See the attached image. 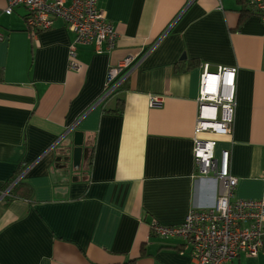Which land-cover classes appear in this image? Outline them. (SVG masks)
I'll use <instances>...</instances> for the list:
<instances>
[{
    "label": "crops",
    "instance_id": "crops-1",
    "mask_svg": "<svg viewBox=\"0 0 264 264\" xmlns=\"http://www.w3.org/2000/svg\"><path fill=\"white\" fill-rule=\"evenodd\" d=\"M98 4L116 44L97 52L77 43L71 69L74 35L60 20L32 37L24 9L6 14L0 0V264H195L182 237L153 234L151 223L181 224L217 194L192 158L202 63L237 67L233 134L215 156L230 149L234 198L264 199L259 15L242 14L243 0ZM129 55L118 92L101 100L109 66ZM151 96L161 102L150 105ZM74 131L87 153L64 168ZM225 264H264V235L256 256Z\"/></svg>",
    "mask_w": 264,
    "mask_h": 264
},
{
    "label": "built area",
    "instance_id": "built-area-1",
    "mask_svg": "<svg viewBox=\"0 0 264 264\" xmlns=\"http://www.w3.org/2000/svg\"><path fill=\"white\" fill-rule=\"evenodd\" d=\"M264 23V0H246ZM15 7L24 9L26 31L35 37L50 29L56 20L73 33L68 45V66L78 69L75 61L76 44H91L97 52L111 50L117 32L107 20L98 0H6L4 12ZM134 62L129 55L109 66L100 99L111 96L126 78ZM196 120L193 128L192 158L194 173L213 177L218 183L213 205L191 209L178 225H161L153 221L151 231L164 237L184 239L182 251H189L195 264H225L245 254L256 256L263 247L264 199L234 198L237 177L230 172V149L223 148L215 156L217 141H231L236 107V66L200 65ZM161 102L151 96L150 105Z\"/></svg>",
    "mask_w": 264,
    "mask_h": 264
},
{
    "label": "water",
    "instance_id": "water-1",
    "mask_svg": "<svg viewBox=\"0 0 264 264\" xmlns=\"http://www.w3.org/2000/svg\"><path fill=\"white\" fill-rule=\"evenodd\" d=\"M63 160L65 161L64 168L67 167L68 162L73 168L79 165L82 157H85L87 148L83 147V133L80 131L73 132V138L64 148Z\"/></svg>",
    "mask_w": 264,
    "mask_h": 264
},
{
    "label": "trees",
    "instance_id": "trees-1",
    "mask_svg": "<svg viewBox=\"0 0 264 264\" xmlns=\"http://www.w3.org/2000/svg\"><path fill=\"white\" fill-rule=\"evenodd\" d=\"M241 13L244 14V15H247V14H250V13H254L253 7L250 6V5L248 4V2H246V0H243V6H242ZM119 88H120V86L114 91V94H115V92H118ZM114 111H115V112H121V111H122V101L118 104L117 108H115ZM91 151H92V148H91ZM20 172H21V171L18 170V169L15 171L16 174H20ZM19 186H20V183L16 185L15 190H16V188H18ZM13 196H14V195H13ZM8 199H9V198H8ZM143 254H144V250L141 249V255H143ZM128 264H133V262L131 261V262H129Z\"/></svg>",
    "mask_w": 264,
    "mask_h": 264
}]
</instances>
